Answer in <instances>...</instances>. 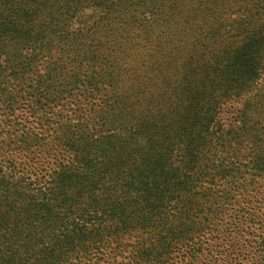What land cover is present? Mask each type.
<instances>
[{"label":"trees","instance_id":"trees-1","mask_svg":"<svg viewBox=\"0 0 264 264\" xmlns=\"http://www.w3.org/2000/svg\"><path fill=\"white\" fill-rule=\"evenodd\" d=\"M54 46L6 83L42 121L0 147V264L134 232L131 264H264V0H0V61Z\"/></svg>","mask_w":264,"mask_h":264},{"label":"rangeland","instance_id":"rangeland-1","mask_svg":"<svg viewBox=\"0 0 264 264\" xmlns=\"http://www.w3.org/2000/svg\"><path fill=\"white\" fill-rule=\"evenodd\" d=\"M91 20V12L86 11L79 13L73 19L71 28L78 30L88 25ZM14 51L15 53L11 58L5 59L2 57L0 61V147H6L9 144L13 145V143H16L15 141L20 138L22 131L25 129L34 133L38 132L42 121L40 119V116H42L41 113L39 116H36L31 115V112L27 111V105L29 106L33 104L27 103L23 106L27 99H23L22 97L14 98L16 110L11 114V111H9L7 106V103L10 100V98H7V96L10 95V89L7 87L6 83L13 78L15 75L14 73L17 70L24 69L26 73L27 67H32L33 75L40 78L44 71L43 68L48 61L58 57V49L55 46L53 47V53L50 58H46L44 53L39 54L33 47L21 48ZM18 52L22 54L19 58ZM19 83L20 81H16L15 85ZM20 88L21 86H17L16 90ZM58 109L59 107H56L54 110L56 111ZM231 117H233V109L228 106L221 113V120L218 122L221 124H227ZM138 234V232H134L133 235L121 236L117 239V242L112 243L108 248L102 249V251H100L101 253L99 252L97 256H92L90 259L82 260L80 263L77 260L72 259L65 264H94L96 259H100L99 264H131V250ZM224 236L225 234L220 236L222 241H224ZM240 237V231H233L230 236V243L237 245V241H242V237ZM226 245H229V243ZM233 257L235 260L232 261L231 264H247V261L240 256V253H236Z\"/></svg>","mask_w":264,"mask_h":264}]
</instances>
